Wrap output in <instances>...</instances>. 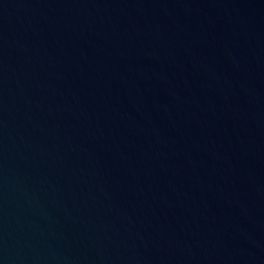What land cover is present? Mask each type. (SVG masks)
Returning <instances> with one entry per match:
<instances>
[{
  "label": "water",
  "instance_id": "obj_1",
  "mask_svg": "<svg viewBox=\"0 0 264 264\" xmlns=\"http://www.w3.org/2000/svg\"><path fill=\"white\" fill-rule=\"evenodd\" d=\"M0 264H264V0H0Z\"/></svg>",
  "mask_w": 264,
  "mask_h": 264
}]
</instances>
